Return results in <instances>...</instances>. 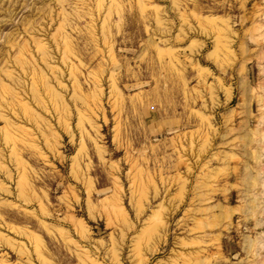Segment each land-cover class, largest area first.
Masks as SVG:
<instances>
[{"label":"rangeland","instance_id":"374dc122","mask_svg":"<svg viewBox=\"0 0 264 264\" xmlns=\"http://www.w3.org/2000/svg\"><path fill=\"white\" fill-rule=\"evenodd\" d=\"M0 264H264V0H0Z\"/></svg>","mask_w":264,"mask_h":264}]
</instances>
